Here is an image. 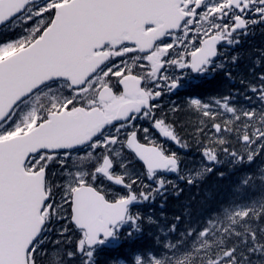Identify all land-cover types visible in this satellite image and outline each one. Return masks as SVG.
<instances>
[{
  "label": "snow or ice",
  "instance_id": "snow-or-ice-1",
  "mask_svg": "<svg viewBox=\"0 0 264 264\" xmlns=\"http://www.w3.org/2000/svg\"><path fill=\"white\" fill-rule=\"evenodd\" d=\"M257 27L264 30V0H20L0 14V50L23 41L40 57L80 35L91 59L82 74L60 66L61 74L0 107V264H101V245L108 249L103 264L157 256L138 243L145 227L155 230L159 247L181 217L134 208L157 197L163 208L168 196L198 189L193 176L211 172L222 156L235 160V144L252 159L264 154V47L237 73L245 55L238 49ZM189 69L221 72L239 87L161 104L177 87L178 71ZM44 90L48 105L25 110ZM182 113L196 115L191 131ZM193 144L201 159L185 162L180 151ZM18 212L29 220L21 230L13 224ZM206 227L183 235L191 239ZM186 250L183 239L166 245L165 259ZM193 259L264 264V239L237 234Z\"/></svg>",
  "mask_w": 264,
  "mask_h": 264
},
{
  "label": "trees",
  "instance_id": "trees-1",
  "mask_svg": "<svg viewBox=\"0 0 264 264\" xmlns=\"http://www.w3.org/2000/svg\"><path fill=\"white\" fill-rule=\"evenodd\" d=\"M257 31L262 34L264 41V30L259 27ZM262 46L264 47V42L251 47L252 49L247 53V65L256 58L250 54L258 51ZM239 72L241 71L237 70L238 74ZM230 82L222 77L219 83L206 80L193 88V92H196L197 96H207L217 92L223 94L233 88L229 85ZM180 119L189 125L188 131L192 130V125L198 123L196 115L191 113H182ZM235 147L238 152L236 159L230 160L222 156V164L217 165L211 172H206L202 179L197 181L198 189L189 186L180 197L168 196L163 208L160 207L162 198L157 197L155 203L150 201L133 209V211L152 213L157 217L163 215L169 220L179 215L182 220L176 233L162 238L159 247L155 246L156 237L150 235L155 230L145 227V234L139 238L138 243L143 247L153 246L152 250L157 253L154 260L145 264H200L199 260H194L193 257L205 256L210 248L235 242L237 234L241 239L250 238L252 234L258 239H264L260 231L264 229V154L252 159L253 153L239 144H235ZM250 159H252L251 163H249ZM219 173H223V176H219ZM172 179L175 177L173 176ZM197 191L199 194L193 199L192 196ZM205 222L208 225L204 229L208 233L207 236H202L199 231L191 239L183 235L185 229L198 230ZM181 239L184 241V248L188 250L171 260L165 259L168 255L164 251L165 246H174L168 243H180ZM107 250L106 245H101V264L106 259Z\"/></svg>",
  "mask_w": 264,
  "mask_h": 264
},
{
  "label": "water",
  "instance_id": "water-1",
  "mask_svg": "<svg viewBox=\"0 0 264 264\" xmlns=\"http://www.w3.org/2000/svg\"><path fill=\"white\" fill-rule=\"evenodd\" d=\"M19 3H20V0H2L0 2V14H4V13L14 10V7L17 6ZM24 53L26 52H21V53L14 55L10 57L9 59L3 61V64L0 65V97L4 91V83L2 81L3 75L13 71L12 66L17 67V64L19 63V58ZM20 78L22 77H18L17 79H20ZM1 103H3V101ZM0 107H1V104H0ZM28 223H29L28 218L22 212H18L13 219L14 227L17 230L23 229V227ZM21 259H22V253H21Z\"/></svg>",
  "mask_w": 264,
  "mask_h": 264
}]
</instances>
